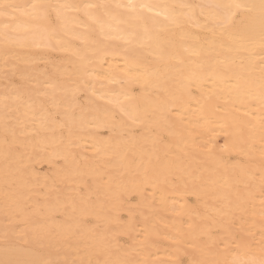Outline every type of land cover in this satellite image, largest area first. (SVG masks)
Segmentation results:
<instances>
[{
    "label": "bare ground",
    "instance_id": "bare-ground-1",
    "mask_svg": "<svg viewBox=\"0 0 264 264\" xmlns=\"http://www.w3.org/2000/svg\"><path fill=\"white\" fill-rule=\"evenodd\" d=\"M5 2L17 8L10 9L8 17L0 16V79L6 80L5 87L0 83V219L19 212L29 223L21 239L31 247L43 245L47 255L41 257L32 248L21 251L3 246L0 264H51L45 262L55 257L50 249H64L70 236L75 247L83 248L81 264H90L91 258L99 252L103 256L109 247L106 236L110 232L83 225L85 217L101 218L110 231L117 220L114 212L121 210V202L129 194H136L142 207L151 208L154 200L160 212L182 216L189 209L184 199L168 188V176L184 175L186 181L181 183L189 185L197 177V171L190 168L220 163L219 157L212 155V141L220 135L225 151L264 161V0ZM38 49L46 53L34 59L32 52ZM47 51L62 53L61 61H51ZM12 57L22 70L9 68L14 64L9 61ZM34 60L42 61L41 70L32 66ZM12 72L26 77L29 86L12 87L8 80ZM80 93L84 94L82 104L77 99ZM12 109L16 117L9 124ZM59 126L65 128L62 134ZM136 127L140 130L137 134ZM103 129L108 132L107 139L98 136ZM33 131L35 136L29 137ZM163 131L170 135L169 146L159 145L157 133ZM21 136H28L29 141L23 143ZM15 143L30 149V157H23L20 169L9 162L17 159L11 152ZM164 153L175 156L167 158ZM55 158L62 162V169L53 170L55 180L90 177L89 191L103 198L71 203L66 211L69 220L55 223L57 235L51 236L50 227L34 225V218L23 211L22 205L31 198L23 174L32 179L29 164L51 163ZM98 162L103 165L96 167ZM187 162L190 164L184 168ZM16 168V193L12 189L5 193L2 185L12 186ZM107 168L110 171L105 173ZM236 172L242 178L255 173L246 169ZM202 181L205 183L195 189L197 195L217 198L226 207L245 200L244 206L239 205L246 210L243 215L264 213L259 210L264 208L260 191L251 188L248 195H242L227 175L221 179L210 175ZM45 211L50 219L55 207L48 206ZM140 221V230L131 222L126 225L132 236L125 251H136V259L117 254L114 263L170 264L165 257L171 258L173 252L149 249L164 231L158 233L152 218ZM173 224L179 227L177 221ZM239 227L251 232L243 224ZM196 231L182 238L190 239ZM240 234L236 241L240 255L228 257L234 247L227 255L228 244L223 242L225 255L217 249L212 251L213 257L200 261H259L256 251L249 254L255 250L251 247L257 237ZM180 244L175 245L180 250L188 246L185 240ZM69 250L64 249L63 255ZM193 250L192 254L200 253Z\"/></svg>",
    "mask_w": 264,
    "mask_h": 264
},
{
    "label": "rangeland",
    "instance_id": "rangeland-1",
    "mask_svg": "<svg viewBox=\"0 0 264 264\" xmlns=\"http://www.w3.org/2000/svg\"><path fill=\"white\" fill-rule=\"evenodd\" d=\"M49 52L48 55L51 57V61L59 62L62 59L63 54L57 53L55 51H47ZM43 53L41 50H34L32 52V57L34 59L37 58L38 55H42ZM14 58L12 57L9 61H12L14 64L9 67L10 69H19L18 62H14ZM42 61L34 60L32 62V66L38 67L41 70L40 66ZM30 66V64H28ZM1 70V69H0ZM6 71V69H2ZM9 70V69H8ZM44 73H47L48 70H43ZM6 75V73L4 74ZM2 75V76H4ZM32 77V76H31ZM30 77V78H31ZM33 78V77H32ZM8 80L12 82V87L20 88L21 86L26 87L29 86L25 83L26 77L20 75L19 73L12 72L11 76L8 77ZM0 83L6 84V80L4 78L0 79ZM31 85V84H30ZM137 90H134V94ZM84 94L80 93L77 95V99L80 104L84 102ZM16 115L14 114V110L12 109V119L9 117L7 118L8 123H13L15 120ZM58 118V116H56ZM58 130L62 134L65 130L63 126H59ZM129 131L130 129H126ZM139 128H135V134L139 133ZM155 133V131L153 130ZM44 135H47L48 132L44 131ZM2 132H0V135ZM34 131L32 132V135ZM98 136L102 139L108 138V132L106 129L99 130ZM159 136V145L160 146H169L170 135L165 131L157 133ZM29 137H34L33 136ZM123 136H126V132L123 133ZM222 136V137H220ZM217 138L213 139L212 141V155L219 157L220 163L215 162L216 165L208 167H200L199 169L196 167L190 168L191 171H197V177L194 178L193 183L189 184L181 183V181H186V177L184 175H180L176 173L175 175L168 176L167 184L168 188L173 192V195H176L179 198H183L187 207L189 209L188 212L184 213L182 216H177L169 213H162L159 211L158 207L154 200L151 208L142 207L137 200L136 194H129L125 196V199L121 202V210L115 211L114 215L117 220L111 224L110 231L107 230L104 223L100 219H95L93 216L85 217V222L83 225L89 227H95L98 231L102 232H110L108 236H106L109 247L106 251L102 254L97 253L95 258H91L89 261L90 264H115L114 263V256L121 255L123 258L129 259H136V255L138 254L136 251L126 252L125 249H128L130 246V239L132 236V231L126 228L128 223H132L136 225L135 230H140L138 228L139 223L141 224V219L148 222L151 218L152 221H155L158 229V233L161 232L160 240L162 244L159 242H155L156 246H151L149 249L152 251L161 252L162 249L164 251L168 250L173 252L174 255L169 258L165 257L166 260H169L170 264H203L200 260L203 258L204 260L210 259L213 257L212 251L217 250L218 252H222L224 247H221L220 244H228L227 247V255L228 250L233 246V248L229 251L228 257L234 256L236 253L241 254L239 249L237 248L236 241L240 239L239 234L241 233L243 237L249 238H256L257 242H252L251 248L255 249L251 251L249 254H254L256 251V255L262 258L261 248L264 246V213H256L257 215H252L249 213L248 218L243 215L246 210L239 207L240 203L242 206L246 203L245 200L238 201V203H234L230 207L224 206L219 199L214 197H202L195 193V189L201 187L205 182L202 181L206 177L210 175H214L217 178L221 179L223 176L227 175L228 179L234 180L233 187L242 195H248V191L253 188L255 191H260L264 195V161H253L249 156H245L244 154L238 152H227L222 147V143H224L223 135H220ZM127 137V136H126ZM220 138V139H219ZM23 143L29 141L28 136L20 138ZM29 148L25 145H21L20 143L12 144V155H15L17 159L9 161L12 165H17L18 169L23 167L22 159L23 157L27 156L30 157ZM35 150V149H33ZM155 151H159L158 148L154 149ZM40 149H38V153ZM167 158L174 157V153H164ZM18 160V161H17ZM96 167H101L103 164L102 162L96 163ZM190 163L187 162L184 168H187ZM30 169L32 170V179L30 176L23 174L26 181H29L27 185L28 190H30L29 194L31 198L27 201L24 205H22L24 213L28 216L34 218L33 224L34 225H47L50 227L51 236H56L57 233L54 230V224L68 221L69 218L66 215V211L71 209V203L76 202L78 199H86V200H97L98 198H103L100 194L91 193L89 191L90 188L88 186L91 183L90 177H85L84 180L80 181L79 176L76 175L78 180L75 181H66L63 177L60 180H55L53 178V170L54 169H62V162L60 158H55L52 160L51 163L47 162H34L29 164ZM263 165V166H262ZM262 168V169H261ZM247 170L249 173L254 171V174H248L245 178H242L236 171L238 170ZM105 173L109 172L110 169L103 170ZM246 172V171H245ZM17 168L13 171L12 170V186L11 185H2L4 188V192H9L12 189V193L15 192V176L18 174ZM208 179V178H207ZM262 179L263 182L255 183L256 180ZM254 180V181H253ZM106 179L103 181L105 182ZM89 184V185H88ZM50 185V188H48ZM48 188V189H45ZM193 189V190H192ZM149 193H145L148 195ZM147 197V196H146ZM236 200V199H235ZM70 201V202H69ZM173 203V202H171ZM48 206L55 207V211L52 212L50 219L46 217V208ZM124 207V208H123ZM123 209V210H122ZM259 209V208H258ZM224 210L226 211L225 215ZM259 210H263L259 209ZM218 213H221L223 216H218ZM154 214V217L152 216ZM242 214V215H241ZM243 216V217H242ZM247 219H244L245 217ZM179 217V218H176ZM12 218V219H11ZM148 218V219H147ZM155 219V220H153ZM177 221L179 223V227H174L173 222ZM207 221L208 225L204 222ZM155 223L152 222L153 227ZM28 222L24 220L20 213H12V216L9 217L8 215L3 216L0 219V248L4 246V248L19 249L21 251H28L29 249H33L37 255L44 257L47 255V251L45 250L44 246L33 245L31 247L26 241L21 239V235L25 229L28 227ZM138 224V225H137ZM197 225L200 227L199 231L193 230V225ZM243 224V228L250 229L251 232H243V229L239 227V225ZM230 225V226H229ZM227 226L229 227L227 231ZM154 228V229H155ZM232 228V229H231ZM230 230V231H229ZM191 231L195 232L196 235H193L190 239H183L182 236L186 237L187 235L191 234ZM226 231V232H224ZM230 234V235H229ZM232 234V235H231ZM240 234V235H241ZM259 235L262 236L259 237ZM176 236L175 240H171L170 237ZM259 237V238H258ZM259 239V241H258ZM185 240L188 242V246L183 247L182 250L176 247L175 245H181L180 241ZM193 240H197V245L193 243ZM111 241V242H110ZM156 241V240H155ZM263 241V242H262ZM69 244L66 245V248H69V254L63 255L64 249L61 248H51L50 250L55 253V257H51V259H45L46 261H50L51 264H81L79 258L84 256L83 248L82 247H75L73 242V236H70L67 240ZM255 242L257 244H255ZM157 243V244H156ZM218 244V245H216ZM231 244V245H230ZM233 244V245H232ZM263 244V245H262ZM70 245V246H69ZM223 246V245H222ZM218 247V248H217ZM144 247H142L143 249ZM148 248V247H146ZM144 248V249H146ZM193 248L195 250H199V254H192ZM257 248V249H256ZM259 248V249H258ZM148 249V251H149ZM102 251V249H100ZM150 250V252H151ZM226 250V247H225ZM217 252V251H216ZM254 252V253H253ZM162 253V252H161ZM152 255V253H149ZM225 255L224 252L220 253ZM160 255V254H159ZM170 256V255H169ZM161 257V256H160ZM158 256V258H160ZM163 259V256L161 257ZM153 260H155L153 258ZM138 264V263H136Z\"/></svg>",
    "mask_w": 264,
    "mask_h": 264
},
{
    "label": "snow or ice",
    "instance_id": "snow-or-ice-1",
    "mask_svg": "<svg viewBox=\"0 0 264 264\" xmlns=\"http://www.w3.org/2000/svg\"><path fill=\"white\" fill-rule=\"evenodd\" d=\"M35 7V5H33ZM17 8L16 5L7 3L5 0H0V16L8 17L10 16L9 10H15ZM262 254H264V246L261 248ZM204 264H215L213 261H205ZM234 264H238V262H234ZM249 264H264V255H262V258L259 261L253 260L249 262Z\"/></svg>",
    "mask_w": 264,
    "mask_h": 264
}]
</instances>
